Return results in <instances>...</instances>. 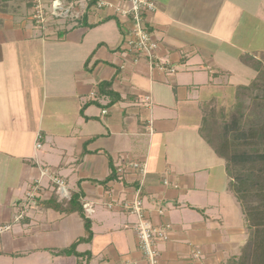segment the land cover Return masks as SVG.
I'll use <instances>...</instances> for the list:
<instances>
[{
    "label": "crops",
    "instance_id": "0c3cea01",
    "mask_svg": "<svg viewBox=\"0 0 264 264\" xmlns=\"http://www.w3.org/2000/svg\"><path fill=\"white\" fill-rule=\"evenodd\" d=\"M102 1L96 10L79 0V18L43 28L34 0H0V222L12 225L0 264H146L137 217L107 206L139 187L137 173L110 176L136 159L148 161L149 219L171 224L160 264H227L250 230L226 161L201 130L211 107L236 100L234 51L264 56V0H156L155 63L126 49L131 16L116 7L128 1ZM37 182V202L14 221ZM76 195L94 209H84L89 241L78 242L88 234L80 212L61 208ZM75 242L77 254L63 252Z\"/></svg>",
    "mask_w": 264,
    "mask_h": 264
},
{
    "label": "built area",
    "instance_id": "2783aa9c",
    "mask_svg": "<svg viewBox=\"0 0 264 264\" xmlns=\"http://www.w3.org/2000/svg\"><path fill=\"white\" fill-rule=\"evenodd\" d=\"M85 3L88 0H81ZM128 6H123L120 8L116 7V11H120L124 15L131 16V27L126 35V49L132 53H135L140 59V57L148 58L152 63H155L154 59H159V48L160 44L152 35L149 30V15L154 13L158 9L156 0H127ZM79 0H34V10L32 13V18L37 22L39 27H49L51 25L50 18L47 15L53 16L55 20L61 18L76 19L80 16V9L77 6ZM81 5V8L83 7ZM108 4L105 1L98 0L95 3V9H101ZM49 6V7H48ZM121 6V5H120ZM82 12V10H81ZM175 72V69H171ZM150 131L153 129L150 127ZM41 138V134H38V140ZM42 146L41 142L38 141L37 147ZM134 172L141 178L140 185L134 191L131 198L113 200L107 203V206L111 209L120 208L130 214L137 217V221L133 224V228L138 236L140 248L144 254L146 264H160L161 251L158 248V243L160 241H166L170 238L168 229L171 228V224L166 223L163 226L154 225L153 222L148 217V211L145 204L143 185L145 182V177L149 171L148 161L136 159L128 163L127 165H121L118 167V173L120 176L125 172ZM42 175H48L53 179L54 183L58 186V190L61 195L68 197V191L66 189L65 179L59 175H55L50 168L45 167L42 171ZM165 183H168L165 180ZM37 184V185H36ZM30 186L27 191V196L22 200L19 205L23 208L22 211L14 216V221L22 220L29 212L30 203L37 202L38 186L40 182H37ZM84 209L87 215H91L94 211L90 203H84ZM162 214L163 211L159 209ZM12 228L11 223H1L0 222V237ZM200 254V251L196 252V256ZM122 264H139L137 262H126Z\"/></svg>",
    "mask_w": 264,
    "mask_h": 264
},
{
    "label": "trees",
    "instance_id": "16d2710c",
    "mask_svg": "<svg viewBox=\"0 0 264 264\" xmlns=\"http://www.w3.org/2000/svg\"><path fill=\"white\" fill-rule=\"evenodd\" d=\"M95 0H91L89 5H93ZM249 62V60H245ZM260 61H258L259 64ZM259 69V67H258ZM239 88V87H238ZM237 108L231 113L229 121L222 122L223 128L220 130L221 136L216 131V122L209 123L201 130L204 139L214 148L216 153L225 159L227 170L232 176L230 188L234 191L242 209L246 214L250 236L242 247V252L238 257L231 258L227 264H264V151H260L248 144V136H257L264 140V131L248 128L244 125V112ZM237 114V116H236ZM216 126V127H215ZM209 127L212 136L208 135ZM213 128L215 131L213 132ZM264 128V126H263ZM220 136V142L216 143L215 137ZM245 139L244 143L241 140ZM112 177L120 176L118 167L110 175ZM111 178V177H110ZM254 189H257L256 194ZM259 198L258 204L250 201L252 197ZM53 199L45 204L52 205ZM66 211L77 210L85 220L87 236L80 241H89L92 238L91 220L85 213L83 205L80 203L79 196H73L66 207H61ZM75 242L69 249L63 250L64 253H78Z\"/></svg>",
    "mask_w": 264,
    "mask_h": 264
},
{
    "label": "rangeland",
    "instance_id": "374dc122",
    "mask_svg": "<svg viewBox=\"0 0 264 264\" xmlns=\"http://www.w3.org/2000/svg\"><path fill=\"white\" fill-rule=\"evenodd\" d=\"M47 17L50 18L51 24L56 25V23L54 22L55 18H53V16L47 15ZM73 20L74 19H70V18H61L58 19L57 23L62 21L72 22ZM34 22L35 24H37L36 21ZM247 41H248L247 37H245L244 35L240 36L241 43L245 44V42ZM224 48L223 51L227 52L228 50ZM234 52L235 53L233 57H235L237 53H241V55L239 54L241 57L240 63H238L237 60H235V63H233L235 68L239 70V73L238 71H235L236 75L237 74L240 75V76H235L234 79V81L239 82L235 86L236 89L234 90L236 100H234V102L231 101L228 103L220 104L215 107H211L209 111V116L206 117L205 121H208L209 123L216 122L217 124L216 125L217 127L215 126L216 131L215 128H213V132L215 131V133H219L220 130H222L223 128L222 122L229 121L231 113L237 108V104L239 103L238 109L240 108L244 112V117H243L245 122L244 125L247 126L248 128H252V129L254 128L256 130H261L262 128V131H264L263 128L264 126V56L260 55L258 57V54L244 51V49L241 52L236 49ZM245 60L247 61L249 60V62H245ZM258 61H260L259 64ZM205 125H207V122L203 124L202 128H204ZM210 129L211 128L209 127L208 135L212 136L214 133H212ZM219 135L221 136V132L219 133ZM220 136L219 137H215V135L213 136L216 138L215 139L216 143L220 142L219 141ZM244 141L245 139H242L241 143L243 144ZM248 141L250 147H255L260 151H264V140H261V138H258L257 136L254 135L253 136L249 135ZM232 179H233L232 176H230V182L232 181ZM253 191L256 194L257 189H254ZM258 199L259 198H257V195L256 197L253 196L250 202L253 204H258L259 203ZM242 212L244 214L243 209Z\"/></svg>",
    "mask_w": 264,
    "mask_h": 264
}]
</instances>
